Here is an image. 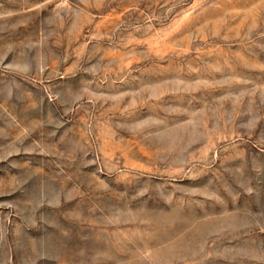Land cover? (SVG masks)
Returning a JSON list of instances; mask_svg holds the SVG:
<instances>
[{
    "label": "rangeland",
    "instance_id": "rangeland-1",
    "mask_svg": "<svg viewBox=\"0 0 264 264\" xmlns=\"http://www.w3.org/2000/svg\"><path fill=\"white\" fill-rule=\"evenodd\" d=\"M0 264H264V0H0Z\"/></svg>",
    "mask_w": 264,
    "mask_h": 264
}]
</instances>
